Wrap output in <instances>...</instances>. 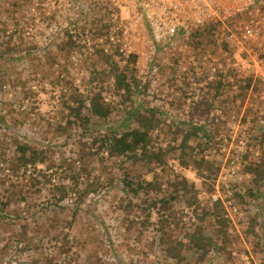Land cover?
I'll list each match as a JSON object with an SVG mask.
<instances>
[{
	"label": "rangeland",
	"instance_id": "1",
	"mask_svg": "<svg viewBox=\"0 0 264 264\" xmlns=\"http://www.w3.org/2000/svg\"><path fill=\"white\" fill-rule=\"evenodd\" d=\"M259 7L264 10V0ZM255 20L251 53L229 51L225 56L228 44L226 48L205 34L197 44L172 40L158 48L160 43L151 39L134 5L118 8L107 0H0V35L5 31L15 41L11 58L0 65V107L3 112L13 111L11 119L0 122V140L12 143L15 133L33 144L49 139L54 143L48 162L38 166L51 181L40 192L0 162L5 167L0 171V202L10 200L3 209L0 206V264H116L117 260L165 264L169 259L161 246L151 249L152 238L161 231V216L167 239L186 242L185 234L201 227L203 237L217 242L218 251L211 249L204 264H264V184L256 189L246 169L264 156V57L260 54L264 17ZM13 21L19 27L16 35ZM66 33L74 45L61 47ZM97 55L134 68L138 86H147L137 98L144 105L158 106L161 118L153 131L152 149L177 147L188 121L204 125L201 132L214 142L204 140L199 146L190 142L188 165L181 163L177 150L170 151L164 171L158 162L132 167L106 152L98 156L82 145L78 151L57 145L52 137L56 124L64 123L68 113L64 102L76 93L101 90L103 101L112 108L110 120L125 114L123 92H116L113 78L107 76L111 61L101 64ZM220 74L225 75L223 86L217 84ZM207 81L216 90L208 89ZM205 101L211 106L207 108ZM88 140L86 133L83 141ZM3 151L0 144L4 155ZM49 162L53 166L46 168ZM125 174L142 184L154 181V187L133 194L123 184ZM175 175L194 183L201 207L215 201L213 197L221 199L222 216L197 218L181 197L165 211L151 207L150 202L173 189ZM60 184L76 187V192L60 206L39 211L52 205L51 189ZM250 187L255 196L246 191ZM20 192L25 201H16ZM78 194L83 202L73 214ZM148 211L150 223L143 227ZM136 230L143 232L144 239H137Z\"/></svg>",
	"mask_w": 264,
	"mask_h": 264
},
{
	"label": "trees",
	"instance_id": "2",
	"mask_svg": "<svg viewBox=\"0 0 264 264\" xmlns=\"http://www.w3.org/2000/svg\"><path fill=\"white\" fill-rule=\"evenodd\" d=\"M87 21H89V19H87ZM13 22L17 26L13 33V35H16L19 27L17 22ZM214 30V26L207 25L193 30L189 35L184 37L181 33H178L175 38L160 42L158 48L167 45L168 42L172 40H192L193 43L197 44L199 41L198 37L202 34H205L209 39H213ZM51 38H56V36ZM61 39H65L62 40L61 47H66V45L69 44L74 45V39L69 36L68 33L64 34V37H61ZM14 42V36L5 35V31L0 35V65L11 58ZM223 45L227 48V45L224 43ZM96 58L101 64L111 61V58H107L105 55H97ZM110 65L111 67L108 69L107 76L113 78V89L118 93L119 91L123 92L121 108L125 111L124 116L120 120H110L112 108L103 101L101 90H88L87 94L76 93L72 99L68 100L69 102H64V107L68 110V113L65 116L64 123L56 124L55 136L52 137L53 140L55 139L57 145H70L76 148V151L80 150L79 146L82 145V147L86 148L87 152L92 151L93 154L98 156L106 152L110 158H123L125 162L127 160L132 167L147 166L149 163L158 162L159 166H161V170L164 171L166 156L170 151L177 150L181 163L188 165L191 151L193 150V146L190 145V142L198 146L204 140L211 141L212 143L214 142L212 136L208 133L201 132L200 129L204 127V125H197L192 121H188L187 127L183 128L184 134L177 147L171 146L166 151L161 148L157 150L152 149L153 131L157 127H160L161 118L157 117L159 107L150 106L149 104L144 105L138 100L137 96L146 93L147 86H138L134 68L120 66L115 61H111ZM219 76L221 77V81L217 84L223 86L226 82L224 80L225 75L220 74ZM210 82L211 81H207V88L211 90L215 89L211 86ZM203 103L207 108L211 106L210 101H205ZM196 111L199 114L195 115L194 111H192V113H190L191 118L194 117V115L200 118L201 108ZM12 112V110L3 112L0 107V122H5L7 118L11 119ZM207 112L209 113V111ZM12 119L14 122L17 120L14 117ZM173 122L175 123L176 121ZM86 133L89 134V140L87 142L83 141V136H85ZM59 138L63 141L59 142ZM173 138H175V135H173ZM12 141V143H7L4 140H0L1 147L4 150V155L0 153V156H4L0 162L4 163L5 167L12 172L11 175L16 178H27V182L35 187L37 192H40L42 185H44L46 181L47 184H51V181L49 175L42 172V169L38 166L44 164V162H48L49 149L54 143H51L49 139L42 144H33L23 137H18L15 133L13 134ZM9 146H12V149H10ZM92 148H94V150H92ZM102 158L101 156L100 159ZM80 159L81 156L77 157V160ZM201 163V160L196 162L198 166L196 170L199 171ZM52 166L51 162L47 164L46 168H51ZM5 167H2L0 164V171L3 172ZM246 169L252 173V185L256 186V189L264 184V156L258 163H248ZM204 170L207 171L206 169ZM34 172H37V175H34ZM122 181L125 188L133 194H136L137 191L143 187L152 188L155 183L154 181H150L142 184V181L128 179L126 174L122 178ZM12 184L15 187L16 181ZM173 184V189L169 191L168 194L150 202V206L156 208L159 206L162 209L161 211H165L173 200L181 197L186 207L192 209L197 218L201 217L202 219L208 216L217 218L221 217L223 211H225L221 199H216L211 202V204L201 207L197 200V189L194 183L188 181L183 175H175ZM75 188L76 187L63 184L53 186V189H51L52 202L50 203L52 205L48 204V206L39 207L38 210L41 211L51 206H60V202H62L65 197L69 196L72 192H76ZM247 190L255 196L252 187L246 188V191ZM84 193L86 194L88 191ZM21 194L20 192L16 201L26 200V197ZM9 202V199L1 201V209L7 206ZM82 202L83 197L78 194L74 199L73 210L75 211H73V214L77 212ZM147 213V218L142 224L143 227H146V225L150 223V213L149 211ZM158 222L162 225L159 228L161 231L158 236L152 238L151 244L153 247H151V249L153 250L155 246L156 248L157 246H161V250L165 252V258L169 259V262L165 264H172V261L174 262L173 264H204L205 262L208 263V254L211 249L215 252L218 251L216 241H212L211 237L205 238L201 235L200 232L203 230L201 227L197 228L199 230L195 229V231L186 233L185 237L187 241L185 242L181 238H165L162 227L167 224L166 221L163 220V216L159 218ZM197 227H199V225H197ZM136 233L138 240L144 239L142 237V231L136 230ZM162 245H164V247ZM63 249L65 248L63 247ZM116 264H122V261L117 260Z\"/></svg>",
	"mask_w": 264,
	"mask_h": 264
},
{
	"label": "built area",
	"instance_id": "3",
	"mask_svg": "<svg viewBox=\"0 0 264 264\" xmlns=\"http://www.w3.org/2000/svg\"><path fill=\"white\" fill-rule=\"evenodd\" d=\"M107 1L118 8L134 5L139 19L147 25L150 37L156 43L175 38L178 33L184 37L195 29L214 26V38L228 44V51L223 52L225 56L229 51L234 55H249V43L256 39L257 33L255 17H264V10L259 7L263 0ZM261 49L260 54L264 57V46Z\"/></svg>",
	"mask_w": 264,
	"mask_h": 264
}]
</instances>
